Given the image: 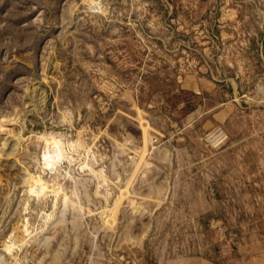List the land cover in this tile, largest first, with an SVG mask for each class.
<instances>
[{
	"label": "rangeland",
	"instance_id": "1",
	"mask_svg": "<svg viewBox=\"0 0 264 264\" xmlns=\"http://www.w3.org/2000/svg\"><path fill=\"white\" fill-rule=\"evenodd\" d=\"M252 239L264 0H0V264L219 263Z\"/></svg>",
	"mask_w": 264,
	"mask_h": 264
},
{
	"label": "crops",
	"instance_id": "2",
	"mask_svg": "<svg viewBox=\"0 0 264 264\" xmlns=\"http://www.w3.org/2000/svg\"><path fill=\"white\" fill-rule=\"evenodd\" d=\"M236 250L237 253L219 263L192 257L182 264H264V243L261 241L252 239L250 243L240 244Z\"/></svg>",
	"mask_w": 264,
	"mask_h": 264
},
{
	"label": "bare ground",
	"instance_id": "3",
	"mask_svg": "<svg viewBox=\"0 0 264 264\" xmlns=\"http://www.w3.org/2000/svg\"><path fill=\"white\" fill-rule=\"evenodd\" d=\"M50 139H52V137L50 138V136H49V138H47L46 140H47V142H48V140L50 141ZM52 141V140H51ZM49 143V142H48ZM50 143H52V142H50Z\"/></svg>",
	"mask_w": 264,
	"mask_h": 264
}]
</instances>
